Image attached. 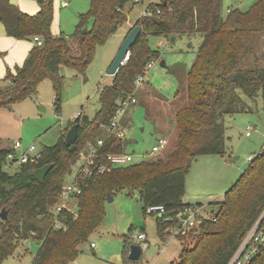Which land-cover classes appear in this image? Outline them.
Instances as JSON below:
<instances>
[{
    "label": "trees",
    "instance_id": "trees-1",
    "mask_svg": "<svg viewBox=\"0 0 264 264\" xmlns=\"http://www.w3.org/2000/svg\"><path fill=\"white\" fill-rule=\"evenodd\" d=\"M35 1L37 12L28 14L10 0H0V22L6 35L34 42L22 64L7 69L4 76L7 83L0 85V106L11 107L34 95L37 84L44 78L52 82L59 101L61 66L84 74L95 48L127 21V4L143 2L89 0L88 10L77 16L71 44L67 37L53 34L50 29L53 0ZM146 9L150 14L138 17L129 28L138 25L141 32L126 62L111 76V82L99 90L93 117H77L70 124H78L75 151L71 152L65 145L64 132L54 145L41 149L36 164L28 162L7 170L3 164L11 148H0V211L8 209L6 219H0V264L13 253L20 240L30 237L42 240L32 264H70L82 251L80 245L99 225L106 196L113 197L117 192L133 188L138 190L145 212L149 206L164 207L169 219L155 217L158 234L163 239V234L168 235L165 230L177 224L173 217L176 211L191 205L182 202L190 161L198 155L225 154L223 115L251 111L247 101H255L258 96L264 112V67L258 62L251 64L259 39L264 36V0H257L245 11L233 8L226 14L222 0H157ZM176 32H199L203 40L195 62L187 71V102L173 114L175 140L165 161L148 159L92 173L81 181L82 191L74 198V209L64 208L58 215L66 229L53 228L51 208L58 201L65 176L79 160L80 151L102 133L100 124L112 120L121 101L136 94L134 81L146 64L159 59V50L151 47L149 37ZM34 36L40 38V45L33 40ZM179 95L177 91L174 96ZM122 141L123 138H112L104 146V153L123 152ZM248 163L217 203L215 220H201L198 226L201 234L193 244L183 246L177 264L228 262L264 208V145ZM47 164L53 167L38 182L33 172ZM130 245L125 239V263L140 264L141 255L137 260L128 258ZM263 262L264 253L256 264Z\"/></svg>",
    "mask_w": 264,
    "mask_h": 264
},
{
    "label": "rangeland",
    "instance_id": "rangeland-1",
    "mask_svg": "<svg viewBox=\"0 0 264 264\" xmlns=\"http://www.w3.org/2000/svg\"><path fill=\"white\" fill-rule=\"evenodd\" d=\"M64 1L67 5H62ZM256 1L222 0L223 14L233 8L245 11ZM10 2L28 14H35L38 10L35 0ZM146 6V1L127 4V21L104 44L95 48L92 61L84 74H78L71 67L61 66L59 101L52 82L44 78L37 84L34 95L11 107L0 106V148H12L13 144L19 141L23 150L33 144L39 151L45 146L54 145L62 133L66 134L70 124L77 117H93L98 106L99 90L111 82V76L107 74L108 66L125 33L129 31V25L140 17ZM88 8L89 0H53V19L50 26L52 33L67 37L73 44L70 36L75 30L77 16ZM91 24L90 19L89 25ZM165 39L168 43H165ZM202 40L203 34L199 32L164 33L149 37L151 47L159 50V59L149 69L144 87L136 92L138 101L131 113L129 112L128 125L124 128L125 136L122 141V151L133 154L135 162L141 159L165 161L172 148L171 143L175 140L173 114L187 102L186 75L195 62ZM33 44L31 39L7 36L0 23V85L7 83L4 79L7 69L12 70L15 65L22 64ZM251 58H254L250 61L252 65L258 62L260 67H264V36L259 39L256 56ZM161 60L165 61V67L160 66ZM177 91L180 95L175 97ZM247 102L252 108L251 111L223 115L226 144L224 156L203 154L196 156L189 163L182 202L200 206L199 212L205 217L218 212L217 203L248 167L247 157L256 156L264 145L262 99L258 96L255 101ZM159 135L169 140L167 149L141 156L145 151L151 150ZM16 153L19 155L20 151L17 150ZM77 165L78 162L72 166L73 171H76ZM69 178L71 175L65 176V180ZM72 207H75L74 200ZM155 217L154 213L143 210V203L136 188L115 193L112 201L103 203L99 225L80 245L82 251L70 264H126L123 255L125 239L131 244L140 245V264H177L183 246L193 244L201 230L196 228L186 237L163 234L162 239L157 231ZM140 232L146 233L147 241L137 239ZM41 242L40 238L32 237L20 240L13 253L1 264H32L33 256Z\"/></svg>",
    "mask_w": 264,
    "mask_h": 264
},
{
    "label": "built area",
    "instance_id": "built-area-1",
    "mask_svg": "<svg viewBox=\"0 0 264 264\" xmlns=\"http://www.w3.org/2000/svg\"><path fill=\"white\" fill-rule=\"evenodd\" d=\"M141 1V0H135ZM146 1L147 5L157 0H142ZM62 5H67L64 1ZM229 11V10H228ZM159 13V10H157ZM150 14L146 7L141 11L140 16H146ZM160 36V35H159ZM33 40L40 45L42 42L38 36H34ZM165 43L168 40L165 39ZM128 59V55L125 58V62ZM158 59L150 60L143 73L138 75L134 81L135 90L134 93L138 92L139 89L144 87V83L147 80V74L149 69L154 65ZM136 94L129 95L126 99L121 101V105L116 110V113L112 120L107 124H100L102 133L95 138L94 141L88 142L85 147L79 153V160L76 171L70 170L68 175L71 178L65 180L61 186L58 201L52 206L51 212L54 216L52 226L53 228H62L65 230V226L59 221L58 215L64 208L74 209L72 207V201L74 198L81 193V181L92 175L94 172H107L114 167L126 166L134 163V155L131 153L124 152H111L104 153L103 148L112 138H123L125 136L124 125L122 123L123 117L126 111L137 104ZM247 134H249L247 132ZM169 140L165 136H161L157 139L156 143L152 146L150 151H146L141 156H146L153 153H159L166 150L168 147ZM19 150L20 154L17 155L16 151ZM41 150H37L32 144L25 150L22 149V144L16 141L11 151L8 152L4 159V168L7 170L19 166L24 163L36 164L41 158ZM254 156L250 155L247 157V161H252ZM144 160V159H143ZM142 159L140 161H143ZM199 207L189 205L178 209L173 216L177 220L175 226L168 227L165 232L168 235L175 237H183L190 234L196 228H198L200 222L204 218H211L215 220V215L203 216L199 212ZM148 213H154L156 217H162L163 220L169 219L165 215V209L162 205L149 206L146 209ZM139 241H147L145 232H140L137 235ZM94 245L93 243L91 244ZM264 253V208L253 221L247 232L243 236L242 240L234 250L233 254L229 258L226 264H256L257 258ZM264 264V262L262 263Z\"/></svg>",
    "mask_w": 264,
    "mask_h": 264
},
{
    "label": "water",
    "instance_id": "water-1",
    "mask_svg": "<svg viewBox=\"0 0 264 264\" xmlns=\"http://www.w3.org/2000/svg\"><path fill=\"white\" fill-rule=\"evenodd\" d=\"M141 32L140 26L136 25L133 28H131L124 36L123 41L121 42L115 56L113 57L112 61L110 62L107 74L110 76H113L116 74L117 70L121 65L125 63V58L128 55V52L131 48V46L136 41L137 37L139 36ZM171 41H174V38L171 39ZM160 66L165 67V61H160ZM97 110V109H95ZM78 139V124L74 123L71 125V127L68 129V131L65 134L64 142L67 147H69V150L71 152L75 151L76 149V141ZM53 167L52 164H47L41 167H38L34 170L33 175L34 178L41 182L47 172ZM107 201H112L113 197L108 194L106 196ZM8 209L2 208L0 211V219L5 220L7 217ZM142 249L138 243H134L130 245L129 251H128V258L130 260H137L141 255Z\"/></svg>",
    "mask_w": 264,
    "mask_h": 264
},
{
    "label": "crops",
    "instance_id": "crops-1",
    "mask_svg": "<svg viewBox=\"0 0 264 264\" xmlns=\"http://www.w3.org/2000/svg\"><path fill=\"white\" fill-rule=\"evenodd\" d=\"M229 10V9H228ZM227 10V11H228ZM1 23V22H0ZM134 23V22H133ZM133 23H131V24H133ZM131 24L129 25V28L131 27ZM4 27V26H3ZM127 32V31H126ZM126 34V33H125ZM125 36V35H124ZM116 54V53H115ZM115 56V55H114ZM112 61V60H111ZM135 106V105H134ZM133 110V106H131L127 111H126V113H125V115H124V117H123V120H122V123H123V125H124V127L126 126L127 127V125H128V115H129V112L131 113V111ZM94 111H96V110H94ZM130 117V116H129ZM162 135H159L158 137H157V139L159 138V137H161ZM157 139H156V141H157ZM156 143V142H155ZM146 152V151H145ZM146 234V233H145ZM147 238V237H146Z\"/></svg>",
    "mask_w": 264,
    "mask_h": 264
}]
</instances>
